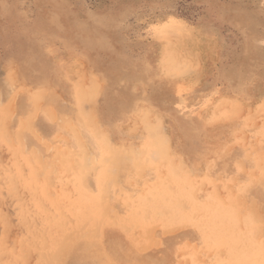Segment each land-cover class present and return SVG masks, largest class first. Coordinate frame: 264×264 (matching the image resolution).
<instances>
[{"label":"rangeland","instance_id":"rangeland-1","mask_svg":"<svg viewBox=\"0 0 264 264\" xmlns=\"http://www.w3.org/2000/svg\"><path fill=\"white\" fill-rule=\"evenodd\" d=\"M0 172V264H264V0H0Z\"/></svg>","mask_w":264,"mask_h":264},{"label":"bare ground","instance_id":"bare-ground-1","mask_svg":"<svg viewBox=\"0 0 264 264\" xmlns=\"http://www.w3.org/2000/svg\"><path fill=\"white\" fill-rule=\"evenodd\" d=\"M80 144V143H79ZM86 148V147H85ZM117 154V153H116ZM85 157V156H84ZM72 160V159H71ZM85 160H86V158H85ZM86 165H88V164H86ZM12 166V165H11ZM116 166V165H115ZM112 170V169H111ZM116 170V169H115ZM111 172V171H110ZM114 172V171H113ZM1 173V172H0ZM97 173V172H96ZM116 173V172H115ZM112 174V173H111ZM112 176V175H111ZM117 179V178H116ZM100 181V180H99ZM84 182V181H83ZM187 182H188V180H187ZM106 184H107V182H106ZM161 186V185H160ZM48 187H49V185H48ZM108 187V186H107ZM16 192V191H15ZM49 192H50V190H49ZM24 194V193H23ZM107 198H108V196H107ZM20 200V199H19ZM234 204V203H233ZM258 204V203H257ZM175 206V205H174ZM178 206V205H177ZM214 206V205H213ZM223 206V205H222ZM252 206V205H251ZM84 207V206H83ZM89 207V206H88ZM75 209V208H74ZM92 211V210H91ZM90 211V212H91ZM244 211V210H243ZM218 212V211H217ZM241 212H242V210H241ZM244 213V212H243ZM80 215V214H79ZM260 215V214H259ZM129 216V215H128ZM148 220V219H147ZM250 220V219H249ZM87 222V221H86ZM251 222V221H250ZM103 223V222H102ZM216 223V222H215ZM152 224V223H151ZM261 224H264V223H261ZM31 226V225H30ZM96 226V225H95ZM262 227V226H261ZM105 228V227H104ZM153 231V230H152ZM238 231V230H237ZM97 232V231H96ZM97 234V233H96ZM207 234V233H206ZM77 236V235H76ZM140 239V238H139ZM223 240V239H222ZM152 241V240H151ZM263 242V241H262ZM258 243V242H257ZM262 246H263V244H262ZM228 247V246H227ZM66 248V247H65ZM262 249V248H261ZM27 251V250H26ZM65 251V250H64ZM63 251V252H64ZM232 251V250H231ZM26 254V253H25ZM63 254V253H62ZM44 255V254H43ZM237 255V254H236ZM246 255H248V254H246ZM3 258V257H2ZM230 258V257H229ZM237 258V257H236ZM1 259V258H0ZM58 260V259H57ZM251 260V259H250ZM61 261V260H60ZM63 262V261H62ZM57 263V262H56ZM236 264V263H235Z\"/></svg>","mask_w":264,"mask_h":264}]
</instances>
